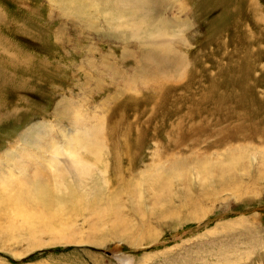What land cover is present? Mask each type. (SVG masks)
Masks as SVG:
<instances>
[{
	"label": "rangeland",
	"instance_id": "374dc122",
	"mask_svg": "<svg viewBox=\"0 0 264 264\" xmlns=\"http://www.w3.org/2000/svg\"><path fill=\"white\" fill-rule=\"evenodd\" d=\"M128 1L0 0V264H264V0Z\"/></svg>",
	"mask_w": 264,
	"mask_h": 264
},
{
	"label": "bare ground",
	"instance_id": "6f19581e",
	"mask_svg": "<svg viewBox=\"0 0 264 264\" xmlns=\"http://www.w3.org/2000/svg\"><path fill=\"white\" fill-rule=\"evenodd\" d=\"M119 1L122 2V3H125L126 6H129L130 5L129 4L130 1H128V0H119ZM148 1H146V0H139L140 4L139 5H134V6H140L142 3L149 4ZM135 19H136V17H133L132 18V21H135ZM155 20H156V22L151 26L152 31L153 30H157V32L159 33V35H165L164 33H166V30L168 31V22L167 21L166 22H163L161 20L158 21L157 19H155ZM136 25L138 26V24H134L133 25V28H136L137 27ZM148 28H149V26H148ZM154 33L155 32H150V34H153V35H154ZM168 54H169L168 52L163 51V52H160L159 55H161V57L164 60V58H166L164 56L165 55H168ZM80 141H82V139ZM77 143H80V142L78 141ZM67 148H68V151H70V153H72V149L71 148H74V147L68 143L67 144ZM50 151H52V150H50ZM74 151H75V154H74L75 156H73V155L71 156L70 155L74 159L73 161H75L77 150H74ZM52 153H53V151H52ZM240 159H242V156L241 155L238 156V157H236L233 160L230 159V161L228 163L227 162L224 163L221 167L223 169H226V170H223V171L228 172L230 174L233 171V169L236 168L235 162L237 164L240 161ZM262 159L264 160V158H262ZM55 162H56V158H53V160H51V163H53L54 166L56 165V164H54ZM220 163L222 164L223 162H219L217 164H220ZM262 163H263V161H262ZM76 164H77L76 165L77 169L80 170V173L83 176L92 175V172H89L92 169L89 165H86L84 163H76ZM208 165H210V163H206L205 165L204 164L201 165V169L204 168V170H209L210 168H212V170H213L214 168H216V167H214L215 165H213V164H211V166H208ZM218 168H220V167L218 166ZM218 168H216V169H218ZM212 170L209 171V174L212 173ZM185 171L186 170H184L183 175L186 174ZM198 171H199V169H198ZM198 171L197 172L195 171V172L198 173ZM201 172L203 173V170ZM199 173H200V171H199ZM233 173H234V171H233ZM218 174H220V173H218ZM218 174H216V176ZM36 175H39V174L36 173ZM206 175H208V174H206ZM212 175H210V178H211ZM58 176H60V175H58ZM225 176H226V174H225ZM225 176H223L222 178H224ZM16 178H18V177L6 178L5 181H0V195L3 196V197L0 198V204L2 205V208L4 210H5V208L8 209V210H11V212L13 210L12 217H14V216L17 217V215H20V216L23 217V219L25 221H28L29 220V222H30L31 219L33 220V218H36L37 220H39L38 223H42V220H43V222L45 224V228L51 230V228L54 227V224L52 223V221H55L56 220L54 217H56V214L59 211H63L64 210L63 208L65 207V202L60 199L61 197H58L59 199L55 198V200H57L58 202H56L54 200V202H53L54 205H51L52 204V201L51 200H48V197L50 196L49 195V191H48L49 188L45 186V183L44 182H41L40 181L39 176L38 177H35V179L32 180V181L27 180V178H26V180H24V178H22L21 180L20 179H16ZM232 179L234 180V178H232ZM228 181H230V180L228 179ZM62 185H65V184L62 182L59 185V188H61ZM235 185H236V183H235ZM224 187L227 188L228 186L224 185ZM232 187L234 188V186H232ZM163 188H164V186H163ZM165 188L167 190L169 189L167 185L165 186ZM49 199H52V198H49ZM55 211H56V213H55ZM25 225H27V223ZM39 225H41V224H39ZM61 226H63V225H61Z\"/></svg>",
	"mask_w": 264,
	"mask_h": 264
}]
</instances>
